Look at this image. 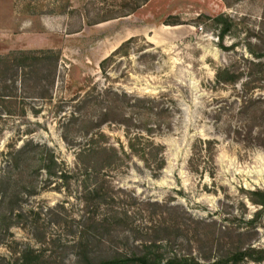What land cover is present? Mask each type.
Instances as JSON below:
<instances>
[{"label": "rangeland", "instance_id": "1", "mask_svg": "<svg viewBox=\"0 0 264 264\" xmlns=\"http://www.w3.org/2000/svg\"><path fill=\"white\" fill-rule=\"evenodd\" d=\"M137 5L138 0H0V57L47 50L60 56L51 97L18 98L10 114H0V264L36 256L75 264V242L86 230L93 236L89 245L99 251L155 238L165 244L178 234V248L198 259L212 260L239 245L264 247V211L250 195L264 189V150L244 145L225 125L239 122L238 108L250 95L243 84L251 63L264 62V0ZM84 21L89 26L74 34ZM100 21L108 22L91 26ZM130 38L101 65L111 48ZM221 69L243 77L217 85ZM123 92L157 98L158 110L167 109L160 126L154 119L153 125L146 121L150 133L139 130L161 146L159 172L131 153L123 125L108 121L123 118L124 111L136 117L135 109L123 108ZM256 94L264 98V90ZM113 103L122 115L103 121L102 107ZM72 116L92 117L94 127L86 135L89 125L81 132L74 127L69 144L62 134ZM134 124L137 131L141 125ZM28 141L39 145V156L53 155L55 173L24 161L16 167L10 153ZM93 189L106 194L108 205L93 209L87 193Z\"/></svg>", "mask_w": 264, "mask_h": 264}, {"label": "trees", "instance_id": "2", "mask_svg": "<svg viewBox=\"0 0 264 264\" xmlns=\"http://www.w3.org/2000/svg\"><path fill=\"white\" fill-rule=\"evenodd\" d=\"M149 0H138V6L147 3ZM217 19V18H216ZM170 25V24H166ZM223 34H221V37ZM134 38H130L123 42L118 48H116L109 57L101 62V65L113 56L120 54ZM59 55L51 50L40 51L34 53H21L19 55H11L7 57H0V114L1 111H5L8 115L12 112V107L16 106V99L30 98V99H45L51 97V87L54 85ZM261 56H255V59H259ZM254 69L249 73V78L243 84V88L248 90L249 96H244L241 106L238 108L239 122L232 128L230 123H225L229 128V131L237 136V138L246 146L259 147L264 150V98L262 95L256 94L258 90H264V62H252ZM242 74H230L223 69L217 70L215 76V84L225 85L237 83L242 78ZM26 82H29V88L26 90ZM31 82V83H30ZM258 85L253 87L251 85ZM28 85V84H27ZM32 88L31 93L28 91ZM20 93H19V92ZM249 91H251L249 93ZM109 94H113L108 91ZM116 96L119 95L114 93ZM27 95V96H26ZM123 108L126 106L131 107L137 111L135 118L126 117V111L123 112V118H112L108 121L112 123H118L123 125L124 132L128 137V147L131 153L139 158L146 168L153 172H159L163 168L164 159L161 146L153 144L149 138L144 139L142 131L150 133L152 127H147V122L154 123L155 126H160L162 121L159 119L161 115L167 112V109L161 108L159 99L157 98H140L131 97L127 93L123 92ZM87 101H83L86 104ZM129 102H133L129 104ZM103 121H106L105 117H109V114L115 115L121 113L120 105L115 103L102 107ZM155 111V112H154ZM101 115H99L101 117ZM121 117V116H120ZM146 119V120H145ZM93 118L86 116L80 118L71 117L62 134V138L65 142L71 143L70 135L74 127H77L76 132L83 131L86 125L85 135L93 129ZM134 121L141 125L137 131H133L132 127L135 125ZM147 121V122H146ZM101 123V122H100ZM132 133H136L133 136ZM140 135V136H139ZM145 140V143H149V147L140 146V141ZM152 143V144H151ZM205 144L210 145L211 141H204ZM32 141H28L25 145L10 153V159L15 162L16 167L19 161H24L28 167L32 165L36 167V171L40 169H46L49 175L56 172V160L53 155L43 156L36 153L38 150ZM28 147H32L28 148ZM105 148H101L102 152H105ZM92 152L89 149L88 153ZM111 152L116 160H119L117 151L112 148ZM125 155V153L123 152ZM79 154L78 156H81ZM103 165H107L106 163ZM57 174V173H56ZM66 175L61 173L60 178ZM92 194L93 209H97L101 203L105 202L106 194H99L96 189L87 192ZM251 202L264 211V189H255L250 192ZM96 199V202L94 200ZM179 228V227H178ZM88 231V230H86ZM86 231L80 233L75 242V248L77 249L75 264H244L245 262L262 263L264 264V247L243 246L233 247L230 250L216 256L214 259L204 258L198 259L189 252L180 250L177 246V242L180 241L179 234L174 235L172 239H150L145 240L140 245L112 249L95 250V248L89 245L88 238H92V235H87ZM179 232V231H178ZM242 236V234H238ZM177 246V249H175ZM15 264H50L41 260L40 256L33 258L20 259Z\"/></svg>", "mask_w": 264, "mask_h": 264}, {"label": "crops", "instance_id": "3", "mask_svg": "<svg viewBox=\"0 0 264 264\" xmlns=\"http://www.w3.org/2000/svg\"><path fill=\"white\" fill-rule=\"evenodd\" d=\"M118 18L119 19H123V14H121V15H118ZM110 21V20H109ZM105 22H108V21H100V22H98V23H92L93 25H91V26H97V25H100V24H102V23H105ZM86 26H89L85 21L84 22H82V24H81V27L79 28V29H77L75 32H74V34H79V35H81L84 31H85V29H86ZM0 32H1V30H0ZM119 34H120V36L121 35H123V30H120L119 31ZM123 43V42H122ZM121 43V44H122ZM120 44V45H121ZM119 47V46H118ZM117 46H115V47H113V48H111L110 50H109V53H111L112 51H114L116 48H118ZM108 53V54H109Z\"/></svg>", "mask_w": 264, "mask_h": 264}]
</instances>
